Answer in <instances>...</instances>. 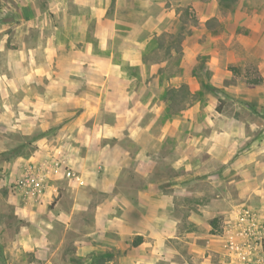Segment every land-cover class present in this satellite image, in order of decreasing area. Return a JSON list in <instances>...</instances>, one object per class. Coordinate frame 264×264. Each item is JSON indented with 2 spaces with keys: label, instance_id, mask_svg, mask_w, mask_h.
<instances>
[{
  "label": "crops",
  "instance_id": "obj_1",
  "mask_svg": "<svg viewBox=\"0 0 264 264\" xmlns=\"http://www.w3.org/2000/svg\"><path fill=\"white\" fill-rule=\"evenodd\" d=\"M11 1L8 27L40 41L14 44L0 93L25 96L41 145L0 189V264H67L66 250L77 264L256 263L264 132L253 167L236 166L239 118L217 107L240 95L224 84L246 43L263 50L250 106L264 107V1ZM28 169L39 191L20 185Z\"/></svg>",
  "mask_w": 264,
  "mask_h": 264
},
{
  "label": "rangeland",
  "instance_id": "obj_2",
  "mask_svg": "<svg viewBox=\"0 0 264 264\" xmlns=\"http://www.w3.org/2000/svg\"><path fill=\"white\" fill-rule=\"evenodd\" d=\"M10 2L12 1L3 0L2 4V0H0V71L3 73L10 71L11 60L14 56L10 54H12L11 51L15 52L13 49L17 46L14 44L24 43L26 39L40 41L39 32L37 31H15L13 27H8L7 24L10 19L3 15V9L4 7L9 9L8 3ZM237 52L243 65H237L239 66V74L237 75L240 76L236 75L235 79H227L224 86L225 88H229L237 85L240 88L235 92L240 95H237V97L234 96L235 99L230 98L226 94L222 95L219 98L217 113L224 109L226 115L235 114L236 118H239V126L233 127L232 125L230 129L235 130L236 134L240 133L242 139H240V142L234 141L231 144L230 152L236 159V166L250 168L253 167V163H250L251 159H253V157L250 158L253 153V143L264 132V107L258 113L253 111L252 108L253 99H257L255 88L260 85L262 79L257 71V63L253 62L250 54L263 55V50H258L249 45V43H246V47L240 49V51L237 50ZM241 74H246V76L242 78ZM243 82L247 83L245 88L244 86H238V83ZM249 88L251 89L249 90ZM24 100L25 96L22 94L7 95L0 93V189L15 188L18 184H16L15 174H13L14 167L18 165L19 169V167L25 164L28 158L35 154V151L40 149L41 144L31 142L25 133L27 130L25 123L27 111H17V106L24 102ZM262 103L264 104V99ZM250 104H252V107ZM252 238H250L249 242L253 240V249L256 248L260 254L256 263L254 262L253 264H264V238ZM175 247L177 250H187V245L184 240L176 241ZM66 260H68L67 264L78 263V259L75 257V250H66Z\"/></svg>",
  "mask_w": 264,
  "mask_h": 264
},
{
  "label": "built area",
  "instance_id": "obj_3",
  "mask_svg": "<svg viewBox=\"0 0 264 264\" xmlns=\"http://www.w3.org/2000/svg\"><path fill=\"white\" fill-rule=\"evenodd\" d=\"M51 172L55 175L59 174V168L54 167ZM65 177L72 176L70 171L64 170ZM21 186L26 189L27 192L39 191L43 186V177L32 169H28L23 176V180L20 182ZM19 185V186H20ZM20 186V187H21Z\"/></svg>",
  "mask_w": 264,
  "mask_h": 264
},
{
  "label": "trees",
  "instance_id": "obj_4",
  "mask_svg": "<svg viewBox=\"0 0 264 264\" xmlns=\"http://www.w3.org/2000/svg\"><path fill=\"white\" fill-rule=\"evenodd\" d=\"M238 0H221V6L225 8H230L231 5H234Z\"/></svg>",
  "mask_w": 264,
  "mask_h": 264
}]
</instances>
